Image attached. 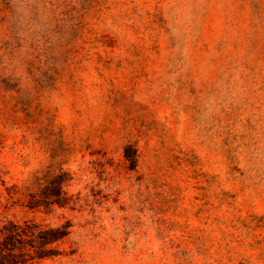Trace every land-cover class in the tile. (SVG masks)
<instances>
[{
  "label": "rangeland",
  "instance_id": "rangeland-1",
  "mask_svg": "<svg viewBox=\"0 0 264 264\" xmlns=\"http://www.w3.org/2000/svg\"><path fill=\"white\" fill-rule=\"evenodd\" d=\"M27 220L69 232L28 264H264V0H0V229Z\"/></svg>",
  "mask_w": 264,
  "mask_h": 264
},
{
  "label": "trees",
  "instance_id": "trees-1",
  "mask_svg": "<svg viewBox=\"0 0 264 264\" xmlns=\"http://www.w3.org/2000/svg\"><path fill=\"white\" fill-rule=\"evenodd\" d=\"M62 177L59 192L62 198L68 201L65 186L70 181L69 175L60 171ZM36 198V199H35ZM45 202L49 204L51 200H42L34 197L29 199L32 204ZM52 201L51 203H55ZM25 206H28L26 205ZM24 205V203H22ZM69 235L66 225H55L54 228L44 227L35 223L33 220L24 221V223H9L0 229V264H28L38 260L55 258L61 253L55 248V245L64 240ZM6 243V245H4Z\"/></svg>",
  "mask_w": 264,
  "mask_h": 264
}]
</instances>
